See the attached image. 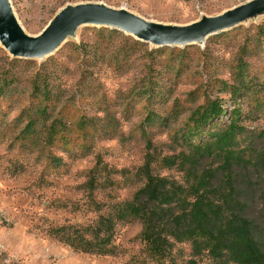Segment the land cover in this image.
<instances>
[{
  "label": "rangeland",
  "instance_id": "1",
  "mask_svg": "<svg viewBox=\"0 0 264 264\" xmlns=\"http://www.w3.org/2000/svg\"><path fill=\"white\" fill-rule=\"evenodd\" d=\"M262 1L4 3L15 31L39 40L70 10L108 11L163 32L187 33ZM238 74L250 84L264 81V12L180 45L76 22L51 50L25 58L0 37V264H155L137 222L116 224L108 255L76 251L51 230L84 229L109 205L131 200L147 161L160 176L180 180V173L159 169L154 161L172 153L197 107L217 100L227 112L233 109L227 85ZM237 104L243 117L249 115L248 129L264 130V111L255 108L253 96ZM38 106L46 109L42 118ZM50 127L57 133L53 142ZM90 181L92 190L85 186ZM176 250L179 259L188 258L189 245Z\"/></svg>",
  "mask_w": 264,
  "mask_h": 264
},
{
  "label": "trees",
  "instance_id": "2",
  "mask_svg": "<svg viewBox=\"0 0 264 264\" xmlns=\"http://www.w3.org/2000/svg\"><path fill=\"white\" fill-rule=\"evenodd\" d=\"M235 81L227 85L231 111L217 100L197 107L172 153L154 161L159 169L180 173V180L160 176L147 161L131 200L109 205L92 226L60 227L51 234L76 251L108 255L116 224L137 222L144 251L155 264H264V130L248 129L249 115L235 107L250 95L264 111V81L250 84L240 74ZM43 94L38 96L48 101ZM44 108H35L39 118ZM56 136L50 127L49 141ZM85 186L93 189L91 181ZM183 244L189 245L185 260L176 250Z\"/></svg>",
  "mask_w": 264,
  "mask_h": 264
},
{
  "label": "water",
  "instance_id": "3",
  "mask_svg": "<svg viewBox=\"0 0 264 264\" xmlns=\"http://www.w3.org/2000/svg\"><path fill=\"white\" fill-rule=\"evenodd\" d=\"M258 12H264V1L244 7L207 23L202 27L187 33L163 32L155 27L142 24L125 15L94 9L70 10L55 21L47 33L39 40L22 38L14 29L7 12L4 0H0V31L1 39L10 47L13 53L25 58H32L36 53L51 50L64 28L76 22H86L107 25L131 32L144 39L154 40L160 44L180 45L200 41L220 30L234 25L241 18Z\"/></svg>",
  "mask_w": 264,
  "mask_h": 264
}]
</instances>
